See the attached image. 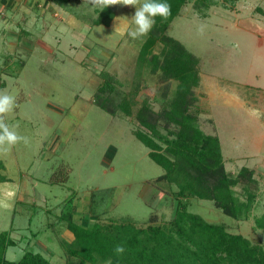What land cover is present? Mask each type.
<instances>
[{
  "label": "rangeland",
  "instance_id": "1",
  "mask_svg": "<svg viewBox=\"0 0 264 264\" xmlns=\"http://www.w3.org/2000/svg\"><path fill=\"white\" fill-rule=\"evenodd\" d=\"M194 1L167 33L200 58L201 127L220 136L230 173L254 168L260 196L247 220L210 199L193 197L189 209L264 246V229L255 222L264 214V0H206L203 8ZM102 9L90 0H0V90L16 101L5 121L30 141L0 153V176L7 178L0 179V232L11 230L17 240L8 259L34 249L66 264L73 235L60 215L72 196L78 222L146 225L151 217L160 223L175 216L174 187L156 181L164 169L134 134L130 117L94 102L106 72L116 78L117 97L138 79L137 102L147 98L156 110L155 97L166 87L148 69L136 77L143 37L127 35L135 6ZM112 11L111 24L96 23Z\"/></svg>",
  "mask_w": 264,
  "mask_h": 264
},
{
  "label": "trees",
  "instance_id": "2",
  "mask_svg": "<svg viewBox=\"0 0 264 264\" xmlns=\"http://www.w3.org/2000/svg\"><path fill=\"white\" fill-rule=\"evenodd\" d=\"M191 1L163 0L170 4L171 14L167 19L155 17V24L143 36L137 56V78L148 69L165 83V90L155 97L161 101L160 109H154L147 98L137 102L138 79L132 90L117 97L116 78L106 72V78L94 93V102L103 109L113 115L130 117L134 134L149 148V156L163 167L164 173L156 181H166L174 187L175 216L160 223H154L155 217H151L146 225L125 219L78 222L73 212L74 198L69 197L60 215L73 235L67 247L66 264H109V261L111 264H264L262 244L229 230L225 223L209 222L189 209L193 197L210 199L235 220H247L260 196L254 168L243 166L236 174L230 173L220 136L201 127L203 111L196 94L201 79L200 58L167 33L173 20ZM194 3L199 8L208 7L206 0ZM106 9L102 11L109 12ZM115 14L110 12L108 19L101 14L96 23L111 24ZM172 81L176 86L170 90ZM0 165L3 166L2 161ZM0 179L7 180L5 176ZM236 186L241 190L237 191ZM255 222L264 229V214L256 216ZM15 245L17 240L11 230L0 232V264H55L34 249H26L18 260L8 259V249ZM117 245L124 246L122 255L114 252Z\"/></svg>",
  "mask_w": 264,
  "mask_h": 264
},
{
  "label": "clouds",
  "instance_id": "3",
  "mask_svg": "<svg viewBox=\"0 0 264 264\" xmlns=\"http://www.w3.org/2000/svg\"><path fill=\"white\" fill-rule=\"evenodd\" d=\"M95 6L106 8L112 5L135 6L136 10L132 16V24L134 28L127 31V35L132 39H139L146 36L155 24V17L160 16L167 19L171 14V6L163 0H144L141 6L136 7L140 0H90ZM200 32H203V26L200 27ZM115 31H119L118 27ZM16 105L15 97L7 94L5 90H0V153H7L16 144L23 142L29 144V138L18 134L15 130L16 126H10L5 121V116L10 113ZM117 255H122L125 252L123 245H117L114 248ZM109 264L111 262L109 261Z\"/></svg>",
  "mask_w": 264,
  "mask_h": 264
}]
</instances>
